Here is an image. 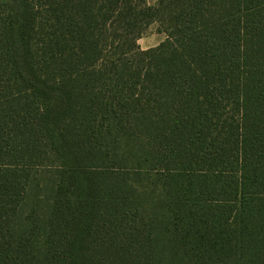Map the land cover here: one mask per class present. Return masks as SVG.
<instances>
[{
  "label": "trees",
  "instance_id": "trees-1",
  "mask_svg": "<svg viewBox=\"0 0 264 264\" xmlns=\"http://www.w3.org/2000/svg\"><path fill=\"white\" fill-rule=\"evenodd\" d=\"M0 264H264V0H0Z\"/></svg>",
  "mask_w": 264,
  "mask_h": 264
},
{
  "label": "rangeland",
  "instance_id": "rangeland-1",
  "mask_svg": "<svg viewBox=\"0 0 264 264\" xmlns=\"http://www.w3.org/2000/svg\"><path fill=\"white\" fill-rule=\"evenodd\" d=\"M147 2L150 5H154L156 4L157 0H147ZM158 26V23L154 22L150 24L146 31L143 33L138 41L142 49L155 47L159 45L163 41V39L166 38V34L164 32H160L158 30Z\"/></svg>",
  "mask_w": 264,
  "mask_h": 264
},
{
  "label": "crops",
  "instance_id": "crops-1",
  "mask_svg": "<svg viewBox=\"0 0 264 264\" xmlns=\"http://www.w3.org/2000/svg\"><path fill=\"white\" fill-rule=\"evenodd\" d=\"M164 40V39H163Z\"/></svg>",
  "mask_w": 264,
  "mask_h": 264
}]
</instances>
